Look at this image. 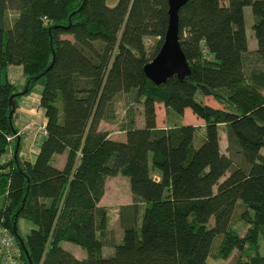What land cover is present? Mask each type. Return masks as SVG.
<instances>
[{
	"label": "trees",
	"instance_id": "1",
	"mask_svg": "<svg viewBox=\"0 0 264 264\" xmlns=\"http://www.w3.org/2000/svg\"><path fill=\"white\" fill-rule=\"evenodd\" d=\"M168 8V0H0V228L14 233L21 217L36 224L22 236L28 254L15 236L24 264H213L217 235L219 256L237 249L233 264H264V0H188L179 29L190 74L156 83L144 65L162 46ZM37 84L47 133L32 160L15 120ZM119 98L141 106V123L129 109L123 139L101 126ZM186 107L204 120L202 133L183 120ZM18 136L17 158H6ZM64 151V164H54ZM118 173L129 177L133 199L120 207L122 239L112 241L100 201ZM239 204L244 234L232 225ZM108 240L113 253L105 255Z\"/></svg>",
	"mask_w": 264,
	"mask_h": 264
},
{
	"label": "rangeland",
	"instance_id": "2",
	"mask_svg": "<svg viewBox=\"0 0 264 264\" xmlns=\"http://www.w3.org/2000/svg\"><path fill=\"white\" fill-rule=\"evenodd\" d=\"M223 2L227 0H222ZM244 13H245V26H246V33L248 37V47L250 49H253L257 46V38L255 36L254 30H253V14H252V7L250 4L246 5L244 7ZM66 36H70L66 34ZM153 41V38H151L148 43ZM12 77L20 80L21 82V87L23 88L24 84V77L21 75V72L18 70H15L14 73L12 74ZM41 89L42 85L37 84L33 90L27 94V101L28 103L34 105L36 104L39 100V96L41 94ZM23 90V89H22ZM204 98L205 101L213 104H217L216 100L213 98L211 95H202V93L199 91L197 98L202 99ZM21 100H26L25 98H20ZM129 102L124 100V98H119L114 106V114L115 116L111 118L110 120L103 119L101 121V126H104L110 130V133L113 136L116 137H123L125 135V121L126 117L128 115L129 109L134 112V115L136 117V124L141 123V106L138 102H134L132 106H128ZM23 119H27L24 118ZM166 113H165V107L163 104L157 105V120L161 126H164L167 124L166 120ZM35 120L42 122L41 118V113L34 115ZM183 120L185 122H190L197 124L198 127L200 128L199 131L202 133L204 130V120L197 116L192 109L189 107L187 111H185ZM22 119H16L15 124L17 126H21L22 124ZM25 121V120H24ZM29 121H26V123ZM24 122L23 125L26 124ZM221 128V148L222 150L226 149V133L224 131L223 125L220 126ZM27 133V132H25ZM32 143V138L29 136H25L22 138V150L25 152L30 151V146ZM12 145H15V141L12 143ZM31 154H35V152H31ZM67 151H64L62 153H57L54 155L53 162L56 165L62 164L63 161H65ZM2 198H0L1 200ZM133 199L131 189H130V184H129V177L127 175H124L122 173L114 174V175H109L106 180V191L100 201L101 204H104L107 207L108 210V229L105 234L107 238L113 239L112 241H120L122 239V234H123V227L121 226L120 222V207L122 204L129 203ZM243 209V205L239 204L238 207L236 208V211L233 215V222L232 225H234L242 234L245 233L247 225L239 218V213ZM213 218H211V221ZM36 224L26 218V217H21L18 222V231L20 235L26 236L27 233L35 227ZM222 235H217L216 238L213 241L212 245V251L210 254V261L213 264H233L235 262V259L239 257L240 252L235 249L232 254L227 257L223 258L219 256L218 250H219V244L221 242ZM62 244L68 248L71 249L73 252L76 253H83V255H86V249L83 248L81 245L69 241V240H64L62 241ZM260 252L264 253V239H260ZM103 253L105 255H109L113 253V245L110 244L109 240L105 244Z\"/></svg>",
	"mask_w": 264,
	"mask_h": 264
},
{
	"label": "water",
	"instance_id": "3",
	"mask_svg": "<svg viewBox=\"0 0 264 264\" xmlns=\"http://www.w3.org/2000/svg\"><path fill=\"white\" fill-rule=\"evenodd\" d=\"M188 0H168L169 8V24L166 30L164 41L157 54L152 57L145 65L146 74L156 83L164 82L169 76L177 74L179 78H184L190 74L191 68L187 56L181 46L180 29H179V10ZM27 87L20 92H25ZM19 93V92H18ZM14 96H11L10 118L14 113L15 102ZM17 133V130L15 131ZM20 144V137L14 147V155L17 158V152ZM13 231L18 236L25 247L28 254V249L25 241L18 231V220L16 219L13 225Z\"/></svg>",
	"mask_w": 264,
	"mask_h": 264
},
{
	"label": "built area",
	"instance_id": "4",
	"mask_svg": "<svg viewBox=\"0 0 264 264\" xmlns=\"http://www.w3.org/2000/svg\"><path fill=\"white\" fill-rule=\"evenodd\" d=\"M22 132H27L32 137L30 150L37 152L43 136L47 133L45 121L40 122L32 118L21 130L17 131L16 135ZM12 137L10 136V138ZM13 153L14 149L10 147L9 151L5 153V157L10 158ZM15 236L9 227L0 228V264H24L22 248Z\"/></svg>",
	"mask_w": 264,
	"mask_h": 264
},
{
	"label": "crops",
	"instance_id": "5",
	"mask_svg": "<svg viewBox=\"0 0 264 264\" xmlns=\"http://www.w3.org/2000/svg\"><path fill=\"white\" fill-rule=\"evenodd\" d=\"M16 70H18V69H16ZM19 71V70H18ZM21 72V71H20ZM42 90V89H41ZM21 98H27V94H25V95H23V96H21ZM39 98H40V96H39ZM39 100V99H38ZM162 103H157V105H161ZM187 109H189V107H186V109H185V111H187ZM41 113V118L43 119L42 121H46V116H45V112H44V109L41 107V106H39V101L36 103V104H34V105H32V104H30V103H28V101H27V99L26 100H21L20 99V103H19V106L17 107V111H16V119H22V124H21V126H19V128L20 129H22L23 128V124H24V122L26 123V121H29V120H31L32 118H34V115H37V114H40ZM23 116H25L24 118H27V119H23ZM25 120V121H24ZM141 121H142V118H141ZM157 123H158V125H160L159 124V122H158V120H157ZM162 125V124H161ZM160 125V126H161ZM111 134V133H110ZM29 136L30 138H32L28 133H25L24 134V136ZM112 135V134H111ZM113 136V135H112ZM125 136H126V132H125V135L123 136V137H116V136H113V137H116V138H125ZM15 147V146H14ZM31 151V150H30ZM30 151H28V152H25V151H23V150H21V153H22V155H23V157L25 158V159H34V157H35V154H36V152H35V154H31L30 153ZM32 152V151H31ZM33 153V152H32ZM64 162L65 161H63L62 162V164H60L59 166H62L63 164H64ZM77 256H79V257H82V256H84L83 255V253H76V252H74Z\"/></svg>",
	"mask_w": 264,
	"mask_h": 264
}]
</instances>
